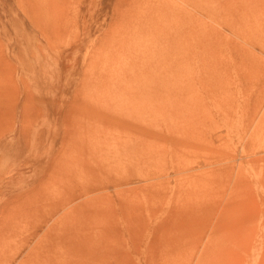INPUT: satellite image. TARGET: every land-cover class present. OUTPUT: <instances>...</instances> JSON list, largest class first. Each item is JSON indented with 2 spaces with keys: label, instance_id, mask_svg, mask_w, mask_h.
I'll return each instance as SVG.
<instances>
[{
  "label": "rangeland",
  "instance_id": "rangeland-1",
  "mask_svg": "<svg viewBox=\"0 0 264 264\" xmlns=\"http://www.w3.org/2000/svg\"><path fill=\"white\" fill-rule=\"evenodd\" d=\"M162 4L0 0V264H264V0Z\"/></svg>",
  "mask_w": 264,
  "mask_h": 264
},
{
  "label": "bare ground",
  "instance_id": "bare-ground-1",
  "mask_svg": "<svg viewBox=\"0 0 264 264\" xmlns=\"http://www.w3.org/2000/svg\"><path fill=\"white\" fill-rule=\"evenodd\" d=\"M220 0H186L187 3H189L188 5H191L193 8V10L190 11H184V10H180V8H175V9H171L168 6H165V4H162L161 6L159 5V7H156V10L158 12H161L162 18L163 20H168V22H172V23H176V26L178 24V28L171 34L172 36H169L168 34H166L164 36V39L167 40L168 43V47H176V48H172L174 51L178 52V49L181 48V51H183L184 48V43L183 46L178 45L176 43L177 38L178 39H182V37H185V50L184 53L186 54V57L193 59L195 62L199 61V56L202 54V50H201V44H203V42L205 41L203 36L205 37L206 34V29L207 26L205 25V23L202 21H199L198 15H196L197 13L200 14H204L205 16L209 17L210 19H214L216 16V9H217V5L218 2ZM234 3L238 2V0H232ZM201 16V15H200ZM201 18V17H200ZM247 18V17H246ZM202 19V18H201ZM209 19V20H210ZM219 19V18H218ZM162 20V19H161ZM207 20V19H206ZM215 20V19H214ZM212 20V21H214ZM227 20V19H226ZM210 22V21H209ZM225 22V21H224ZM255 22V21H254ZM167 23V22H166ZM208 23V22H207ZM234 24V23H231ZM170 25V23H169ZM209 25V23H208ZM213 25V24H212ZM228 26V25H227ZM250 26V25H249ZM209 27V26H208ZM213 27V26H212ZM211 28V27H210ZM232 28V27H230ZM236 28V27H235ZM240 28V27H239ZM262 28V27H261ZM261 28L258 27V29L260 30ZM233 29V28H232ZM232 32V31H231ZM260 32H264V29H262V31ZM235 34V33H234ZM215 35V34H214ZM213 35V36H214ZM236 35V34H235ZM207 36V35H206ZM217 36V35H216ZM219 36V34H218ZM217 36V37H218ZM238 36V35H237ZM264 36V35H262ZM211 37V36H210ZM222 37V36H221ZM213 38V37H212ZM259 38V37H258ZM221 39V38H220ZM237 39V38H236ZM235 39V40H236ZM239 39V38H238ZM243 39V38H242ZM253 39V38H252ZM207 40V39H206ZM262 40V39H259ZM237 41V40H236ZM235 41V42H236ZM247 41V40H246ZM258 41V40H257ZM255 39V43L259 44ZM217 42V41H216ZM215 42V43H216ZM225 42V41H224ZM243 42V41H242ZM254 42V39H253ZM262 42V41H261ZM211 43V42H209ZM220 43V41H219ZM228 43V42H227ZM234 43V42H232ZM244 43V42H243ZM254 43V44H255ZM177 44V45H176ZM222 44V43H221ZM237 44V43H236ZM253 44V43H252ZM251 44V46H252ZM253 44V45H254ZM249 45V44H248ZM256 45V44H255ZM262 45V44H261ZM211 46V45H209ZM221 46V45H220ZM223 46V45H222ZM244 46V45H243ZM213 47V46H212ZM231 48V46H229ZM239 47V46H238ZM246 47V46H245ZM249 47V46H248ZM247 47V48H248ZM254 47V46H253ZM252 47V48H253ZM256 47V46H255ZM216 48V47H214ZM228 48V47H227ZM234 48V47H233ZM241 48V46L239 47ZM203 49V48H202ZM249 49V48H248ZM180 50V49H179ZM243 50V48H242ZM251 50V49H250ZM253 50V49H252ZM210 51V50H209ZM255 51V50H254ZM242 52V51H241ZM247 53V51L245 52ZM250 53V51H249ZM258 53V52H257ZM256 53V54H257ZM176 54V52H175ZM213 54V52H212ZM221 55V54H220ZM234 55V54H233ZM240 55V53H239ZM229 56V55H228ZM244 56V55H243ZM232 57V56H230ZM237 57V56H235ZM234 57V58H235ZM241 57V56H240ZM260 57V56H259ZM208 59V58H207ZM213 59V58H212ZM209 60V59H208ZM239 60V59H238ZM241 60V59H240ZM239 60V61H240ZM207 61V60H205ZM213 62V60H211ZM210 61V63H211ZM215 61V59H214ZM218 61V60H217ZM247 61V60H246ZM204 62V61H203ZM202 62V64H203ZM208 62V61H207ZM206 62V63H207ZM235 62V61H234ZM248 62V61H247ZM205 63V64H206ZM209 62L206 64H210ZM215 63V62H214ZM225 63V62H224ZM190 64V63H189ZM203 64V66L205 65ZM213 64V63H212ZM231 64V63H230ZM239 64V63H238ZM192 65V64H191ZM211 65V64H210ZM249 65V64H248ZM218 66V65H217ZM231 66V65H229ZM214 67V66H212ZM225 68V67H222ZM228 68V67H227ZM231 72H232V68L233 67H229ZM238 70V69H237ZM241 70V69H240ZM218 72V71H217ZM223 72V71H222ZM241 72V71H240ZM246 72V70H245ZM227 73V72H226ZM243 73V71H242ZM241 75V74H240ZM231 76V75H230ZM234 76V75H233ZM232 76V78H233ZM243 76V75H242ZM241 76V77H242ZM239 76V78H241ZM237 78V77H236ZM243 79V78H242ZM246 79V77H245ZM245 79H243V81L245 82ZM225 81V80H224ZM238 81V80H237ZM242 81V80H240ZM224 83V82H223ZM246 83V82H245ZM243 84V83H242ZM246 85V84H245ZM248 85V83H247ZM229 86V85H227ZM235 86V85H234ZM246 87V86H245ZM230 88V87H229ZM227 88V89H229ZM219 90V89H218ZM225 90V89H224ZM222 91V90H221ZM229 92V91H228ZM220 93V92H219ZM222 93V92H221Z\"/></svg>",
  "mask_w": 264,
  "mask_h": 264
}]
</instances>
